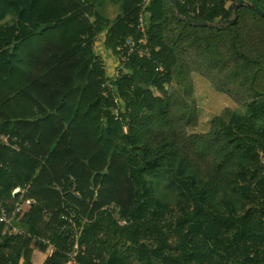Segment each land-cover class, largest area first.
Returning <instances> with one entry per match:
<instances>
[{
    "label": "trees",
    "instance_id": "obj_1",
    "mask_svg": "<svg viewBox=\"0 0 264 264\" xmlns=\"http://www.w3.org/2000/svg\"><path fill=\"white\" fill-rule=\"evenodd\" d=\"M114 1L120 13L95 26L78 9L98 19L87 0H0V134L18 147L0 143V201L13 204L18 188L33 201L22 232L0 222V264H31L50 248L36 239L40 221L60 249L42 264H66L75 246L73 264H264V16L241 5L233 24L195 26L170 0ZM234 1L177 9L215 23ZM247 1L264 11V0ZM141 19L151 58L133 51L128 73L101 80L95 35L106 30V46L126 55ZM166 23L214 43L198 62L229 78L244 113L195 129L189 70L176 64ZM68 25L69 41L51 37ZM173 76L189 86L169 92Z\"/></svg>",
    "mask_w": 264,
    "mask_h": 264
},
{
    "label": "rangeland",
    "instance_id": "obj_2",
    "mask_svg": "<svg viewBox=\"0 0 264 264\" xmlns=\"http://www.w3.org/2000/svg\"><path fill=\"white\" fill-rule=\"evenodd\" d=\"M90 3H93L95 6V10L98 11L102 18L96 19L91 15V13L84 7L80 6L78 9L83 10L87 14V18L89 19L90 23H93L95 26L100 23V21L104 20L112 22L116 16L120 13L119 10V3L118 1L114 0H87ZM238 9V8H237ZM237 9H236V19H237ZM175 15V12H173ZM233 15L229 18H232ZM107 25V24H105ZM69 25L65 28H58L55 29L51 37H54L57 41L60 40L61 43H65L66 41L70 40V35L68 29ZM106 30H100L94 38V51L97 54V59L100 64L99 72L101 76V80L107 76L110 78H121L122 74L128 73V69L125 68L124 63L127 61V57L133 51H137V54L142 57L141 55H147L151 52L148 46V38L145 33L136 40H132L128 44V49L126 50V55L119 53V47L110 48L106 46ZM163 35L165 40L171 45L174 55L177 58L176 64L179 66L180 64H184V70H189V80L192 83L193 89V100L195 103V107H197V118L196 121L197 125L195 129L198 131H204L206 127H208L209 121L215 115H221L225 111H234L238 113H244L246 111L247 106L243 103V100L237 97L234 92H226V91H234V86L229 83V78L224 76L219 68L213 67H201L200 63L198 62L199 57H210L212 55V50L214 43L209 41V43L205 42L203 39L195 38L191 33L190 29L183 28L181 25L178 24H165L163 27ZM145 45H147L145 47ZM140 53V54H139ZM152 53V52H151ZM155 55V54H154ZM157 56V55H155ZM157 62L160 64L163 57L157 56ZM161 68V69H159ZM158 70L162 71V65L160 64ZM103 81L101 82L100 86L102 85ZM190 83L188 81H184L181 78H177L176 76L171 77V80L168 82V90L172 92V90H176L177 92L184 91L185 88L189 86ZM92 85V84H91ZM156 90L157 94L160 92ZM94 91H90L89 95H91ZM232 95V96H231ZM233 97L234 100L231 98ZM164 98V97H163ZM125 99V98H124ZM116 100V97L114 98ZM235 101H239L242 104L236 103ZM116 102V101H115ZM193 103V102H192ZM248 109V108H247ZM117 113V110H114ZM200 114L198 115V113ZM133 120H130L132 122ZM123 129L126 130L127 126L124 125ZM20 191L17 195L18 198L11 203L12 199L5 200L6 207L8 209L14 206L20 208V211L17 214H14L12 217L11 215L8 216L9 224H3L5 230L7 228H11L13 232H22L19 229L18 223L21 220V217L28 209V203H32V200H28L25 197V193L20 188L17 191ZM13 198V197H12ZM15 198V197H14ZM115 205L112 204L110 207H114ZM114 213L116 218H118L119 223H125V219L122 218L118 207L116 206L114 209ZM167 218L170 219L169 215H166ZM43 220V218H42ZM44 221V220H43ZM38 234L36 235V239L38 240L39 237H45L47 239L50 238V234L54 231V228L41 227V221L38 224ZM51 248H47L46 251H34L32 255V263L31 264H42L49 252H51ZM66 264H72L71 262L67 261Z\"/></svg>",
    "mask_w": 264,
    "mask_h": 264
},
{
    "label": "built area",
    "instance_id": "obj_3",
    "mask_svg": "<svg viewBox=\"0 0 264 264\" xmlns=\"http://www.w3.org/2000/svg\"><path fill=\"white\" fill-rule=\"evenodd\" d=\"M140 17H143V13L140 15ZM138 30H140L142 33H145V26L143 24V21L141 19V23L138 25ZM147 45H145L146 47ZM140 54V53H139ZM141 56H144L147 59L151 58V52H149L147 55L143 54ZM161 69V68H159ZM9 136L6 134H0V143L8 146V147H14L10 141L8 140ZM12 145V146H11ZM15 149H18V147H14ZM5 203V202H4ZM0 222H2L3 224H9V219L8 216L11 215L12 217L14 216V214H17L20 211V208H18L17 206H14L13 208H9L6 207L2 204V201H0ZM73 229L75 228L74 223H72ZM60 228H64V224L60 225ZM39 241L43 242L44 244L48 245L51 249H53L56 252H59L60 249L55 247V244L51 243L49 241V239L45 238V237H39L38 238ZM79 248L77 246H75L73 249H71V251H67L65 252L66 256L68 257V261L71 262L72 264L75 263L76 260V256L78 254Z\"/></svg>",
    "mask_w": 264,
    "mask_h": 264
},
{
    "label": "water",
    "instance_id": "obj_4",
    "mask_svg": "<svg viewBox=\"0 0 264 264\" xmlns=\"http://www.w3.org/2000/svg\"><path fill=\"white\" fill-rule=\"evenodd\" d=\"M171 4L175 7V16L179 20H183L186 23H191L195 26H209V27H217L219 25H228L233 24L236 21V9L240 7L241 5H246L250 8L255 9L260 15L264 16V11H262L258 6H256L253 3H250L247 0H238L234 1L229 6V11L232 13L233 17L224 19L222 21H218L215 23H210L204 20L196 19V20H190L188 17H182L180 14V11L177 9V0H170ZM19 190L14 193V197H16L19 194Z\"/></svg>",
    "mask_w": 264,
    "mask_h": 264
}]
</instances>
